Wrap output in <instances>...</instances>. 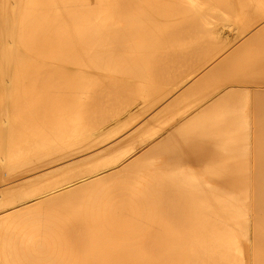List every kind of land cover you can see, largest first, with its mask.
Masks as SVG:
<instances>
[{
  "label": "bare ground",
  "instance_id": "6f19581e",
  "mask_svg": "<svg viewBox=\"0 0 264 264\" xmlns=\"http://www.w3.org/2000/svg\"><path fill=\"white\" fill-rule=\"evenodd\" d=\"M258 2L264 0H0V185L3 186V189L0 188L1 199L4 197L3 194H6L7 198L9 195L13 197L18 195L19 193H16L18 188L25 183L24 181L18 185L14 183L22 181L23 178L26 180L27 175H33V172H37L32 178L33 181L58 173L59 171L45 173L41 170L43 166L39 164H47L50 162L49 159L59 157L60 161L66 160L62 164H69L65 169L68 168L74 177L81 176V179L82 175L85 176L89 171V174H94L91 171L98 170L84 169L87 171L85 174L83 167L80 168L76 163L87 162L86 165L83 163L80 166L89 167L88 162L93 165L98 160H102L106 163L105 170L100 164L103 162L100 161L97 164L99 166L93 167H99L98 169L102 167L103 171L91 175L93 177L90 180L82 181V179L81 182L76 183L71 175L70 181H73L74 185L68 180L62 181L65 175L59 173V178L55 177V179L58 178V181L62 182L60 185L59 183L55 185L57 191L60 186L63 187L68 182L70 185L63 187L59 194L55 192L58 195L53 194L56 197V202L53 199L55 203L50 199V197L54 198L52 194L50 197L47 196L49 198L46 196L43 198V200L46 198L44 201L50 199L51 202L47 204L42 201L41 197L46 191L42 192L41 197L37 195V190L33 193L31 191V194L28 191L27 194L30 195H23L26 196L24 198L29 199L31 196L35 201L34 193H36L35 195L40 198L39 203L38 201L32 203L35 204L32 205L33 207L23 204L22 209L19 206L20 210L25 208L28 212L31 210L34 212L33 209L37 210L38 206L40 208L42 206L37 210L38 213L36 210L34 213L40 216L39 213L43 212L44 215L49 211L46 210L47 207L44 209L46 211L43 210L46 204L48 206L52 203L53 207L54 203L56 208L57 206L62 208L60 204L67 198H73L75 201H72L76 204L75 198L80 199L81 196L89 194L93 191V187L101 189L103 186L105 190H100L103 193L99 190L98 193L96 189L97 193L93 192L97 195L94 196L95 193L91 192L92 195H88L90 197L88 202L87 199L80 200L86 201V205L83 202V207L79 202L75 205L76 209L78 207L84 209L88 205L86 209L89 210L92 201L96 199V205L92 204L89 210V213L93 212L91 208L96 210L95 207L102 202L97 203V200H104L107 197L109 202L119 199L121 203L117 201L119 205L117 203L116 205L113 202L115 206H108L106 210L108 219L112 217L117 220L99 222L96 216L98 214L94 215L95 212L93 215L98 221L94 220L89 224L90 219L86 220V215L82 214L85 218H81H84L89 225H100L103 228L97 226L96 230H87V233L92 231L95 234L86 237L81 231L84 223L80 222L82 225L79 231L81 234L84 233L82 242L87 243L84 245L81 241L73 243L77 247L76 251L80 249L77 253L76 251L70 253L71 249L67 252L63 247L67 253L58 254L61 243L56 245L55 242V246L59 248L55 247L54 250L52 248L54 253L51 251L48 254L50 252L48 248L54 247V240L51 242V247L43 246L47 249L46 254L43 253V247H40L43 242L37 243L39 248L35 247L36 244L32 245L33 249L37 250L29 247V240L40 232L44 224L46 225L45 217L54 214V211L51 210V214L49 212L45 217L41 215L45 222L41 226L36 222H43L41 216L40 222L36 217H32L31 220L33 213L21 217L23 219L21 220L20 217L18 218L20 214L17 215L20 210L18 208V211L11 210L13 213L16 212L14 218L18 220L13 219L14 214L11 215L12 223L11 219L3 217L9 220L5 219L8 224H12L15 229L16 226L13 224L21 221L19 225L17 224L16 229H18V226L21 228L22 224L25 226L28 223L29 225L24 228L25 231L38 229V233L34 235L28 230L25 235L28 232L29 236L33 234L30 236L32 238H28L27 235L22 237L21 233L25 231H20L21 237L17 236L18 240L23 238L22 240L26 242L27 237L29 242L27 241V246L23 247L21 244L25 243L15 242L21 246L18 249L25 247L28 250L25 249V253L24 249L19 250L20 255L24 257L19 258V254L17 256L19 252L14 244L12 247L15 250L12 249L11 253H16L10 256L11 249L8 245L14 241V236L12 238L10 235L7 238L8 235L3 234L4 232L6 234L7 230L0 224L1 229L4 228L0 230L4 231L1 233L3 239L5 240L6 237L10 240L9 244L5 241L3 245L9 249L5 250L9 252L8 254L3 251L6 256L13 258L10 259L11 262L8 260L10 264H264V10L254 12L251 11L250 6L251 15L248 21L243 23L245 26L241 24L243 21L235 20L244 27L238 26L233 39L228 38L233 34H226L227 39L220 34L219 39L221 36V41L225 40H223L225 43L220 44L219 39L216 42L213 40L214 37L212 38L218 34L213 31H219L224 27H220V24H233L235 12ZM237 22L234 25H238ZM215 23L220 26H215ZM212 41L216 42L217 46L212 44ZM218 43L221 45L220 49ZM204 85L212 87L210 88L212 93L209 94V90L205 92L207 87L205 88ZM202 88H205L203 92H196L199 94L205 92L208 96L196 95L195 90ZM192 92H195L194 97L197 100L201 97V100L197 101L198 104L204 98L211 104L207 106L204 103L206 106L200 107L195 104V100V105L191 102L190 106L194 105L192 107L195 108L197 105L200 108L195 109L196 114L191 115L193 122L187 119V123L185 122L187 115L184 118L181 112L183 113V110L189 106L187 101L194 99L193 96L190 97ZM180 100L186 101L185 104L183 103L186 107L182 106L181 110L179 108L181 104L174 105ZM162 103L165 104L164 107H158ZM172 105L179 108L180 112L177 108L171 107ZM158 108L161 113L164 112L162 117L167 110L170 111V108L172 111L176 109L175 111L180 114L176 115L174 111L176 116L173 114V117L170 111V114L167 113L168 116L171 115L174 120L175 117H182L184 119L181 120H185L183 126L178 129L182 133L173 130L176 132L175 136H180L174 144L166 142L162 147H159L161 144L153 147L152 144L156 145L155 142L161 136L156 137L157 140L155 139L151 146L147 144L146 138L151 140L162 129L160 118L155 116L160 113H157ZM214 109L218 110L217 112L215 110L216 113L213 112L215 113L213 116L211 112ZM188 111L184 110L186 114ZM124 114H127L128 120L122 116ZM117 116H122V120L128 123L120 120L121 122L117 124H121V127L115 125L116 122L112 121L118 118ZM148 117L157 118L151 122L160 125L157 127L152 124ZM167 119L165 125L169 123L168 121H172ZM138 120L142 122L141 124L148 121L151 124L148 123V126L145 124L146 130L141 125L138 127L136 123L138 127L136 128L134 123ZM132 125L134 127L131 128ZM141 127L144 133L141 130L139 132ZM129 128L134 131L138 129L136 133L145 134V138L142 139L141 134V138L136 136L138 138L136 140L135 133L129 131L133 133V135L129 133L131 137H128L127 133L124 134L126 138L122 139V137L114 141L115 143L111 142V139L113 140L114 137L118 139L116 136L120 133L123 135L122 132L128 131ZM96 131L100 133L96 134L97 136ZM173 131H170V134ZM93 135H95L93 140L89 141ZM239 135L247 140H243ZM161 139L167 141L165 138L161 137ZM138 140L143 142L140 144L142 149L151 148L149 152L144 150L148 153L143 154L140 151L142 156L138 154L130 160L129 156L135 151V145L132 143ZM85 141L87 144L90 142L88 146L85 145L87 147L84 146ZM163 142L158 141V143ZM122 143L124 146L117 148ZM76 145H81L86 150H82L81 147L80 151L74 152ZM72 148L73 152L69 153ZM158 152L165 154L160 156L166 157L162 158L166 163L162 161L163 164H148L149 159L151 161L155 159L153 154ZM144 155L149 157L148 161L144 160ZM177 160L190 162L167 163ZM226 160L235 161L237 164H213L216 161ZM53 161L56 164L61 163L58 160V163L56 160ZM139 161L144 164L147 161V163L139 164ZM240 161L246 164H238ZM73 164L74 167L81 169L82 175L81 172L76 175L80 170L71 166ZM54 165L50 162V166ZM41 166L42 168H39ZM140 166L142 167L139 168ZM71 167L75 172H72ZM55 168L54 166L52 169ZM4 172L6 176L9 172L8 179H4V175H1ZM89 174L86 176H90ZM77 179L75 181H78ZM15 180L17 181L14 182ZM10 181L14 183L3 185ZM55 181L57 182V179L50 182L52 185H48L56 191L53 185ZM62 183L65 185L62 186ZM43 184L40 182L43 190L53 191L51 187L46 189L48 185L44 187ZM212 184H216L217 187H210ZM108 185H113V188L111 186L109 188ZM37 189L40 190L38 187ZM18 196H21V192ZM101 196L105 198L102 199ZM13 197L8 199L11 203L8 200V202L1 200L2 205L9 203L5 204L6 208L12 205L18 207L16 202L13 204L18 197L15 199ZM91 197L94 199L90 202ZM57 198L61 200L65 198V201L60 200V202ZM11 199L14 200L13 203ZM58 201L60 203H57ZM73 202L71 205H74ZM104 202H107V199ZM101 204H99L100 208ZM2 205L0 210L4 207ZM102 207H105L104 204ZM4 208L2 211L5 212ZM48 208L50 209L49 206ZM82 209L76 212L79 214ZM86 209L84 210L87 211ZM64 210L62 209L63 213ZM69 210L67 209L71 212L70 208ZM27 211L24 210L23 213L26 214ZM59 211L61 209L57 210ZM59 213L54 215L61 217ZM101 213L103 214V210L99 214ZM1 214L2 212L0 213L2 217L6 213ZM27 216L28 222L24 221ZM58 216L54 217L55 223ZM63 216L61 218H66ZM73 216L77 217V214ZM3 221L4 225L5 221ZM50 221L47 225L49 231L53 232L52 237L49 236L52 232L49 234L48 231L47 239L45 236L39 237L42 241L48 240V242L44 240L47 243L51 241L48 237L53 239L59 229L57 226L53 228L57 230L54 233ZM71 221L75 223V220ZM71 223H68L67 229L63 228L65 232L68 230L64 236H69V228L71 230L73 227L72 231L74 226L76 230L78 229L79 226L75 224L69 226ZM34 224L37 225L36 228ZM31 225H34L32 226L34 228ZM55 225L53 224L52 227ZM92 228L94 229L93 226ZM14 229H8L7 233L14 231L17 235ZM64 230L61 228V231ZM83 230H86L85 226ZM42 232L40 234L44 235ZM79 235L77 232L75 237ZM61 238L58 237L57 240ZM63 238L65 242L67 237ZM71 240L68 238L69 247L72 245ZM29 248L33 250V254L30 253L31 251L27 253ZM30 257L40 260L29 261ZM42 258L46 261L44 259L42 261ZM51 258L57 260L59 258L61 261ZM63 258L70 260L65 261Z\"/></svg>",
  "mask_w": 264,
  "mask_h": 264
},
{
  "label": "rangeland",
  "instance_id": "374dc122",
  "mask_svg": "<svg viewBox=\"0 0 264 264\" xmlns=\"http://www.w3.org/2000/svg\"><path fill=\"white\" fill-rule=\"evenodd\" d=\"M250 6H251V11L253 10L254 12H255V11L260 12L261 10H264V8L262 7V6H264V2L252 3V4H249V6H248L247 8H241L240 11H237V12L234 13V17L236 18V16H237V19H235V18L233 19V21H232L233 24H232V25H231L230 23H228L229 25H227V23H226V24H220V25H221V26H220V25H217V24L215 23V24H216L215 26H218V27H219V26H220V27L224 26V27L220 28L221 30H223L222 33H221V30H219L217 27H216V29L219 30L220 32H219V31H213V30H212L213 33H215V34H216V32H218L217 35L213 34V35H215V36H212V38L214 37L213 40L217 42L218 39H219V35H220V34H221V36H222L224 39H227V38H226V37H228L227 35H229V34H233L231 37H228V38H230V39H233L234 36L236 35V34H234V32H235L236 29H238V26H239V28H240L242 25H244V24L248 21V17H250V15H251V14H250ZM239 12H242V13H239ZM236 13H237V15H236ZM240 14H241V15H240ZM242 14H243V15H242ZM235 15H236V16H235ZM243 16H244V17H243ZM239 17H240V19H239ZM243 18H244V20H242ZM235 20H237V21H238V20H239V21H240V20L243 21V22L241 23L242 25H240V22H241V21H240V22H237V21H235ZM236 22H237V24H238V23H239V24H238V25H234V23L236 24ZM244 22H245V23H244ZM243 23H244V24H243ZM227 26H228V27H227ZM229 26H231V27L229 28ZM235 26H236V27H235ZM244 26H245V25H244ZM244 26H242V27H244ZM211 28H212V27H211ZM227 28H228V29H227ZM231 29H232V30H231ZM233 30H234V31H233ZM226 34H227V35H226ZM221 36H220V39H219V40H220V44H223V42H224L225 40L222 39V41H221ZM224 36H225V37H224ZM215 37H216L217 40L215 39ZM212 38H211V40H212ZM223 40H224V41H223ZM210 42H211V41H210ZM212 42H213V41H212ZM216 42H215V43H216ZM215 43L213 42L212 44H214V45L217 46V43H216V44H215ZM224 43H225V42H224ZM220 44L218 43V46H219L218 48H219V49H220V47H221ZM219 49H218V51H219ZM215 84H216V83H215ZM219 85H221V84H219ZM251 86H252V84H251ZM253 86H255V85H253ZM203 91H204V89H203ZM203 91L201 90L200 92H203ZM209 93H211L210 90H209ZM199 95H201V94H199ZM201 97H203V96H201ZM120 115H121V114H120ZM124 115H125V116H124ZM124 115H122V116H123L124 118L127 119V118H128V117H126L127 114H124ZM122 116H120V117L117 116L118 118H115L114 120L112 119L113 121H112V120H111V121H112V122H116L115 125H118V124H119L118 122H121L120 120H122V118H123ZM115 117H116V116H115ZM116 119H117V120L119 119V121H116ZM126 119H125V121H126ZM128 119H129V118H128ZM128 119H127V120H128ZM111 121H110V122H111ZM122 121L124 122V119H123ZM129 121H130V120H129ZM123 122H122V123H123ZM140 122H141V121H139V120L136 121V122L134 123L135 127H136V123H137V125H138V123H140ZM117 123H118V124H117ZM124 123L127 124L128 122H124ZM124 123H123V125H124ZM250 123H252V122H250ZM105 124H106V123H105ZM108 124H109V123H108ZM108 124H106V125H108ZM120 125H121V124H120ZM120 125H118V126H120ZM123 125H122V126H123ZM134 125H132L131 128L134 127ZM139 126H140V125H139ZM120 127H121V126H120ZM124 127H125V126H124ZM116 128H117V126H116ZM131 128H129L128 131H126V132H122V134H123V135H124V134H127L129 131H131V130H130ZM250 128H251V127H250ZM122 129H123V127H122ZM125 130H126V129H125ZM146 130H147V129H146ZM99 131L101 132L102 130H99ZM96 134L99 135L100 133H98V131H96L95 135H96ZM141 134H142V133H141ZM95 135H93L89 141L93 140L92 138H93ZM123 135H121V133L118 134V135L116 136V138H118V139H115V137H114L113 140L111 139V142L115 143L116 141H118V140H119L120 138H122V137H123L122 139L126 138L125 135H124V136H123ZM96 136H97V135H96ZM120 136H121V137H120ZM227 136H228V135H227ZM239 136H240V135H239ZM240 137H241L242 139L245 138L244 136H243V137L240 136ZM241 138H240V139H241ZM225 139H226V138H225ZM234 139H235V138H234ZM240 139H239V140H240ZM243 140H247V139H243ZM114 141H115V142H114ZM135 141H136V140H135ZM135 141H134V142H135ZM138 141H139V140H138ZM138 141H137V142H138ZM231 141H232V139H231ZM85 142H86V141H85ZM85 142H82V143H85ZM82 143H81V144H82ZM89 143H90V142H89ZM89 143H88V144H89ZM109 143H110V142H109ZM126 143H127V142H126ZM88 144H87V142H86V144H84V146H85V145L88 146ZM132 144H134V143H132ZM112 145H113V144H112ZM134 145H135V144H134ZM87 146H85V147H87ZM105 146H107V144H105ZM123 146H124V143H122L121 145H119L117 148H122ZM77 147H79L80 149H79V150L76 149ZM81 147H82L81 145H80V146L76 145V148H75V149H76L77 151L74 149V152H78V151H80L82 148H83L82 150L85 149L84 147H82V148H81ZM137 147H141V146H137ZM240 147H241V145H240ZM150 148H151V147H150ZM85 150H86V149H85ZM71 152H73V148L70 149V152H69V153H71ZM135 152H136V151H134V153H135ZM148 152H149V149H148ZM148 152H147V153H148ZM85 153H86V152H85ZM88 153H89V152H88ZM134 153H133V154H134ZM67 154H68V153H67ZM82 154H83V153H82ZM133 154H131V155H133ZM131 155H130L129 157H131ZM146 155L150 156V154H146ZM146 155H144V160L146 159V160L148 161V158H149V157H147ZM157 155L160 156V154H157V153H154V154H153V157H154L156 160H157V158H158ZM227 155H228V154H227ZM249 155H250V154H249ZM156 156H157V157H156ZM229 156H230V155H229ZM232 156H235V155H232ZM52 159H53V158H51V159L48 160V161L52 162V165L56 164V163H54L53 160H56L57 163H58V161L61 162V163H59V164L54 165V166L56 167L55 169H52L54 166H50V162L47 163V164H49L48 167H47V164H39V165H42V166H43V169H41V170H43V172H45V173H48V172L53 173V172H55V171H59V172L56 173V174H53V175L47 176V177H45V178H40V179H38V180H36V181H33L32 178H34V176L37 174V172H35L36 174L33 172V175H32V174L27 175V177L25 178L26 180H24V178H23V180H22V179H19V180H22V181H20V182L18 181L17 183H14V182H16L18 179L15 180L14 182L10 181V182H8V183H6V184L3 183V185H5V186L10 185V183H14V185H15V184L18 185V184L22 183L23 181H24V183H25V184L22 185L20 188H18V191L16 192V193H19L18 195H20V192H21V196L14 195V197H13V195L10 196L9 194H7V195H9L8 198H7L6 194H3L4 197H3L2 199H1V196H0V201L2 200V201H5V202H8V201L10 200L9 198H11V197H13L14 199H15V197H18L17 199H15L16 201L13 200L14 203H13V201H12V199H11V201H12L13 204H16V203L18 204V207H17V205H16V206H15V205L13 206V205L11 204L12 206H8V207L6 208V207H5V204H7V203L4 204V202H3L4 205H2V201L0 202V205H2V207H3V206L5 207V208L3 207L4 210L6 209L5 212L2 211L3 208H1V210H0V213H1V212H2V214L6 213V214H4V216L1 214L2 217L0 216V222H1L0 224H1V226L5 227V230H7V231H8V229H9V230H13V229H14V226H12V224H8L7 221H9V220H7L6 218H3V217H7L8 219H11V218H12L11 215L14 214L15 216L13 215V219L15 220L16 218H14V217H16V214H15L16 212L13 213V211H18V209H19L20 207H21V209H22V206H24V205H26V204L32 206V205H35V204H32V203H34V202H36V201H38L37 203H39L40 198H38L37 195H38V196L40 195L39 197H41L42 194H43L42 192H45V191H46L45 194H47V195L43 194V196L41 197L42 201L47 203V202H51V200H52V202H54L53 199L55 200V198H56L55 195H56L57 193L59 194L60 191H62V188H63V187H64V188L69 187V185H70L69 182H71L73 185L75 184V183H73V181H70V178H71L72 176H73V179H72V180H74V178H75V180H76V179L79 177V178L77 179L78 181H75V180H74V182H76V183L81 182L82 179H83L82 181H85V179H86V181H87L88 179L90 180V179L95 175V173H98V172H101V171L105 170L104 167H105V164H106V163H105L104 161H102V160H98L97 163H95V164H93V165H92L91 162H90V164L92 165V167H91V165L88 163V166H89L90 168L85 166L87 163H85L84 166H80L81 164H77V166L79 165L80 168L83 167L82 170H83V173H85V174L87 173L88 170H91V168H92V169H97V170H98V171H96V172H95L94 170H92L91 173L94 172V174H93V173H92V174H89V173H90V171H89V173H87V174H89L90 176H86L87 174H86V175L84 174L85 176H83V175H82L83 173H82L81 169H79L77 166L74 167L75 164L71 165V166H73L74 168H76L77 170H78V169L80 170V171H77L78 173H76V175L79 174V173L81 172V174H80V175H82V179H81V176H75V177H74V174H73V175L70 174V171H69L68 168L65 169L66 167H68L67 165H69V164H62V163H63V161H66V160H61V161H60V160H59V157H58V159H53V160H52ZM60 159H61V158H60ZM138 159H139V158H138ZM155 159H154L153 161H151V159H149L148 164H154V163H155V164H163V162H160V161H158V160L156 161ZM57 160H58V161H57ZM144 160H142V161H144ZM100 161H102V162L104 163V164H103V163H100V164L103 165V166L100 165V166L103 167V170H102V167H100V169H98L99 167H93V166H99V165H97V164H99ZM140 161H141V160H140ZM140 161H139V164H142V163L144 164V162L140 163ZM147 161H146V163H147ZM150 162H152V163H150ZM156 162H158V163H156ZM92 163H93V161H92ZM146 163H145V164H146ZM165 163H166V162H165ZM165 163H164V164H165ZM220 163H221V164H237V162H235V161H227V160H226V161H222V162H221V161L213 162V164H220ZM248 163L250 164V162H248ZM145 164H144V165H145ZM238 164H246V162H241V161H240V162H238ZM36 165H37V164H36ZM36 165H35V166H36ZM39 165H38V166H39ZM45 165H46V166H45ZM61 165H62V166H61ZM82 165H83V164H82ZM144 165H143V166H144ZM42 166L39 167V168H42ZM57 166H59L60 168H58ZM44 167H46V169H44ZM50 167H51V168H50ZM61 167H63V168H61ZM73 167H71V170H72V172H73V171L75 172V170H73ZM84 167H85V168H84ZM110 167H111V166H110ZM141 167H142V166H140L139 168H141ZM47 168H48L49 171L47 170ZM49 168H50V169H49ZM69 168H70V167H69ZM88 168H89V169H88ZM108 168H109V167H108ZM51 169H52V171H51ZM60 169H61V170H60ZM63 169H65V172H64ZM84 169H86L87 171L84 170ZM53 170H54V171H53ZM66 170H67L69 173H68ZM39 171H40V170H39ZM85 171H86V172H85ZM40 172H42V171H40ZM72 172H71V173H72ZM59 173H60L61 175H63V176L65 175L64 178H62L63 176L60 177V179L62 178V179H61L62 181H65V180H68V181H69V182L67 183L68 185H67V184L65 185V184L62 183V186H63V185H65V186H63V187L60 186L61 188L59 187V185H60V183H61L62 181H61V180H60L61 182L58 181V178H59L58 175H59ZM62 173H64V174H62ZM65 173H67V175L70 174V176H66ZM34 174H35V175H34ZM1 175H2V176L4 175V176H3L4 179H5V178L8 179V177H9V172H8L7 176H6V172H4V173L1 174ZM56 175H57V176H56ZM71 175H72V176H71ZM91 175H93V176H91ZM32 176H33V177H32ZM28 177H29V178H28ZM55 177H58V178H56V179H57V182L55 181V184L53 183V185L55 186L57 183H59V185H58V187H59L58 189H59V190H58V191H57V188H56L57 186H55L56 191H55V189L53 190L52 186H49V185H52V183H50L52 180H53V182H54V180H56ZM66 177H68V178H66ZM76 177H77V178H76ZM85 177H86V178H85ZM88 177H89V178H88ZM27 178H28V179H27ZM51 178H53V179H51ZM65 178H66V179H65ZM45 179H46V180H45ZM50 179H51V181H50ZM63 179H64V180H63ZM43 180H44V181H43ZM48 180L50 181L49 183H47ZM27 181H28V182H27ZM46 181H47V182H46ZM40 182H41V184H43V183H46L47 185L49 184L48 186L45 185V186H47L48 188L45 187L44 184H43V186H44L46 189H49V188L51 187L53 191H50V190H49V191H50V192H49L48 190H45V189L43 190V189H42V186L40 185ZM36 184H37V185H36ZM72 184H71V185H72ZM108 184H110V183H108ZM1 185H2V184H1ZM1 185H0V186H1ZM134 185H135V184H134ZM134 185L132 184V186H134ZM106 186H107V184H106ZM109 186H111V185H108V187H109ZM2 187H3V186H1L0 188H2ZM33 187H34V188H33ZM37 187L40 188V190L37 189ZM44 187H43V188H44ZM104 187H105V186H103L102 188L100 187L101 189H97V187H96V188L93 187V191L96 192V189H97V192H98V193H100V192L103 193V191H100V190H105ZM111 187L113 188V185H112ZM111 187H109V188H111ZM210 187H212V188L215 187V188H216L217 185H216V184H212ZM64 188H63V189H64ZM106 188H107V187H106ZM2 189H3V188H2ZM107 189H108V188H107ZM107 189H106V190H107ZM226 189H227V188H226ZM0 190H1V189H0ZM22 190H23L26 194H25V193L23 194V191H22ZM34 190H35V191H34ZM36 190H37L38 192H36ZM41 190H42V191H41ZM91 190H92V189L90 188L89 191H91ZM98 190H99L100 192H99ZM28 191H29V192H28ZM31 191H32V193H33V191L36 192L37 195H35L36 193H34V196H35V198H36V199H34L35 201L32 200L33 197L30 196V198H31V199H30L29 196H28V198L31 200V202H29L30 200H29V199H26V198H24V197H26L27 195H30V194H31V193H30ZM40 191H41V192H40ZM47 191H48L49 193H48ZM93 191H91V192L94 194L95 192H93ZM27 192L30 193V194H27ZM39 192H40V193H39ZM53 192H54V193H53ZM55 192H57V193L55 194ZM86 192L88 193L87 190H86ZM91 192H89V194L92 195ZM97 192H96V193H97ZM106 192H108V191H106ZM38 193H39V194H38ZM61 193H62V192H61ZM96 193L94 194V196L97 195ZM14 194H15V193H14ZM51 194H52V195L55 194V195L52 196ZM58 194H57V195H58ZM89 194H85L86 196H85V195L81 196V198L84 197V196L86 197V198L84 197L83 199H81L80 197H79L80 199L75 198V199H77V201L79 200L78 202L76 201V204L73 202V201H75V200H73V198H67L66 201H65V198H64V200H63V199L61 200V198H60V199L57 198V200H59V201H60V200H61V201H65V202H61V201H60V202H61L60 205L62 206V208H61L60 206H57V208H56V206H54V203L56 202V200H55V202L53 203V207H52V205H51L52 203H49L48 206L50 207V209L48 208V206H47L48 203H47V204L45 205V207L43 208V210L47 207L46 210H49L48 213L52 210L51 212L54 211V214H58L59 212H60L59 214H61L62 209H63V210L66 209V208H64V207H66V206L68 207V208H67L68 210H69V208L71 209V212H69L70 210L67 211V209L64 210V213L67 211L65 214L62 212V213L64 214V216H63V214H61V215H62L63 217H66V218H61L62 216L60 217V216H58V215H54L53 213H52V214H53V215H52L51 212H50L49 214H51V215H49V216H51V217H50V219H49V218H47V217H49V216L45 217V215H48V213L45 212L46 214L44 213V215H43V212L41 213V212L39 211V212L41 213V214L39 213V215H40V216L43 215V216L45 217L46 225L48 224V221L51 220V221H50V222H52L51 225H50L51 229H53V228H55V227L57 226L60 230L57 229V230H58V233H55L57 230L53 229V231H54V233H55V236L53 237V239H50V238L52 237V235H53V232H52V230L49 231L50 229H48V225L46 226V225L44 224V226H46V228H47L48 230H46V228L44 229V226L42 227L44 230H46V233H44L45 231L42 230V228L39 230L40 232L43 231V232H42V233H44V235L42 234L43 236L40 234V232H39V233L37 232L38 229H37V230H36V229H34V230L32 229L33 231H31L30 229H27L26 231L30 230V231H29L30 233L33 232L34 235H35V233H36V234L38 233L37 235H39V236L35 235V237H33V239L29 240L28 238H29L30 236H33V234L30 235V236L27 235L29 232L26 234L27 237H28V238L26 237V242H27L28 240L30 241V243H29L30 246H29V247H32V249H33V246H32L33 244H34V245L36 244L35 247H37V246H38L37 243L40 244V243H42V242H43L44 245L42 244V246H41V244H40V247H43V246H45V247H51V246H52V245H51V242H53V240H54V243H53L54 247L52 246L51 249L48 248V252H49V250H50V252H49L48 254L51 253L52 248H53V250H54L55 247H56V248H59V246H60L61 248L59 249L60 252L57 251L58 254H59V253H63V252L65 253L66 250H64V248L67 249V252L69 251L68 249H71V252H70V251H69V252H70V253H73V251H74V253H75V251H76L75 248H77V247H76V245H73V243L75 244V242H77V241L80 242V241H81L82 245H84V243H87V242H82V239H83L82 235L85 233V235H86V237H87V236H93V235L95 234V232L88 231V232L91 234V235H89V233H87V230H90V229H91V230H96L98 227H99V228H100V227L103 228V226H100V225H93V224H92V226L94 227V229H93L92 226L89 225V224H91L92 221H94V220H95V221H98V220H99V222H100V221H101V222H104V220H105V221H109V220H111V219L117 220V218L115 219V218H112V217H110V218L108 219V216L106 215V214H107L106 210L108 209V206H112V205L115 206V204L117 203V201H118V202L120 201L118 198H117V199H118L117 201H114V200H115V199H114V200H112L111 202H109L110 200L108 199V197L105 198V197L103 196V197L105 198L104 200H97V201H98L97 203H99V201H102V202L99 203V204L102 203V204H101V208H102V209L100 208V206H99V204H98L99 207H98V206L95 207L96 210L93 209V208H91L93 212H90V213H89L90 207L93 206L92 204H95V205H96V202H95L96 199L92 198V197H93V196H92L90 202H91L93 199H94V200L92 201L91 206L89 207V210H87V209H88V208H87L88 205L84 208V209L87 208V209H86L87 211H85L84 209L78 207L80 210L82 209V212L80 211V213L78 214V213L76 212V210L79 211V209H78V208L76 209L77 206H75V205L79 204V202H80V204L83 205V202H84V201L82 202V201H80V200H86V199H87V202H88V199L90 198V197H89V196H90ZM3 195H2V196H3ZM23 195H26V196H23ZM32 195H33V194H32ZM88 195H89V196H88ZM98 195H101V194H98ZM5 196H6V197H5ZM45 196H46V198H49L50 196H52V197H54V198H51V197H50L51 200H50V199H47L46 201H44V200L46 199V198H45V199L43 200V198H44ZM47 196H49V197H47ZM19 197H20L21 199H20ZM99 197H100V196H99ZM103 197L101 196L102 199H103ZM6 198H7V199H6ZM101 198H99V199H101ZM3 199H4V200H3ZM8 199H9V200H8ZM18 199H20L21 202H20V200H18ZM68 199H69V200H68ZM106 199H107V202H104V201H106ZM7 200H8V201H7ZM17 200H18L20 203L17 202ZM28 200H29V201H28ZM70 200H71V201L73 200L72 202H73L74 205H71L72 202H71ZM108 200H109V201H108ZM22 201H23V203H22ZM25 201H26V202L28 201V202L26 203ZM59 201H58L57 203H60ZM15 202H16V203H15ZM24 202H25V203H24ZM40 202H41V201H40ZM68 202H70V203H68ZM87 202L85 201L84 204L86 205ZM90 202H89V204H90ZM94 202H95V203H94ZM113 202H115V204H114ZM9 203H11V202L9 201ZM9 203H8V204H9ZM21 203H22V205H20ZM105 203H106V204H105ZM111 203H113V204H111ZM119 203H120V202H119ZM119 203H117V204L119 205ZM8 204H7V205H8ZM23 204H24V205H23ZM41 204L44 205L45 203H41ZM65 204H66V205H65ZM67 204H68V205H67ZM103 204H104L105 207H102ZM108 204H109V205H108ZM117 204H116V205H117ZM120 204H121V203H120ZM36 205H37V204H36ZM50 205H51V206H50ZM63 205H64V206H63ZM106 205H107V206H106ZM19 206H20V207H19ZM37 206H38V205H37ZM72 206H74V207H72ZM78 206H79V205H78ZM80 206H81V205H80ZM25 207H26V206H25ZM32 207H33V206H32ZM35 207H36V206H35ZM35 207H34V208H35ZM38 207H39V208L36 207L37 210H40V209L42 208V206H41V208H40V206H38ZM51 207H52V208H51ZM54 207H55V208H54ZM71 207H72V208H71ZM83 207H84V205H83ZM17 208H18V209H17ZM26 208H29V207L27 206ZM53 208H54L55 210H53ZM99 208H100V209H99ZM103 208H106V209H103ZM30 209H31V208H29V210H30ZM58 209H59V210L61 209V211L57 212ZM75 209H76V210H75ZM97 209H98V210H97ZM7 210H8V211H7ZM9 210H10V211H9ZM11 210H13V211H11ZM19 210H20V209H19ZM24 210L27 211V209H25V208H24ZM24 210H20L19 212H17V215L20 214V216H18V218L20 217V219H21V217L26 216L27 214L29 215V213H33V214L35 215L34 212H35L36 209H35V210L33 209L34 212H32V210H31L30 212L27 211L28 213L26 212V214L23 213ZM37 210H36V213H38ZM46 210H44V211H46ZM72 210H73V211H72ZM74 210H75V211H74ZM83 210H84V211H83ZM99 210H100V212H102V210H103V214H102V213L99 214V213H100V212H98ZM6 211H7V212H6ZM68 212H69V213H68ZM72 212H73V213H72ZM74 212H75V213H74ZM95 212H96V213H95ZM105 212H106V213H105ZM22 213H23L24 215H22ZM67 213H68V215H67ZM83 213H84V215H86V216H85V217L87 218L86 220H89V219H90V221H89L90 223H89V224H88L87 221L84 220L85 217H84V215H82ZM94 213H95V214H94ZM76 214H77V217H75V216L72 217V215H76ZM80 214H81L82 216H80ZM93 214H94V215L98 214V215H96V216L98 217V220L96 219L97 217H95ZM31 215H32V214H31ZM34 215L31 216V220H32V217H33V218L36 217V220L38 219L39 222H40V220L42 221V219H41V218H43L42 216H41V218H40V216H37V215L34 216ZM65 215H66V216H65ZM69 215H70V217H71V220H72V219L75 220V223H74V224H75L77 227L79 226L78 229H77L78 231L75 229L74 224L71 223V222H73V221H71V220L69 221ZM29 216H30V215H29ZM52 216H53V219H52ZM55 216H56V217H55ZM57 216H58L59 218L57 219V221H56V223H55V220H56V219L54 220V217L57 218ZM78 216H79V217H78ZM89 216H90V217H89ZM100 216H102V218H101ZM37 217H38V218H37ZM81 217H84V218H81ZM1 218H3V219H1ZM18 218H17V220H18ZM25 218H26V217H24V219H25ZM29 218H30V217H29ZM46 218L49 219V220H47ZM60 218H61V220H60ZM75 218H77V219H75ZM88 218H89V219H88ZM94 218H95V219H94ZM106 218H107V219H106ZM5 219H6L7 221H5ZM13 219L10 220L11 223L13 222ZM20 219H19V221H20ZM62 219H63V220H62ZM79 219H80V221H79ZM101 219H102L103 221H102ZM1 220H2V221L4 220V221L6 222V223H5V222L3 221V222H4V225H6L7 228H6V226L3 225V223H2ZM17 220H15V221H17ZM21 220H23V219H21ZM31 220H29V221H31ZM53 220H54V222H53ZM58 220H59V221H58ZM64 220H65V221H69V222H65ZM120 220H121V218H120ZM24 221H27V222H28V216H27L26 220H24ZM24 221H22V222H24ZM33 221H35V220L33 219ZM63 221H64V222H63ZM77 221H78V223H77ZM20 222H21V221H20ZM20 222H19V223H20ZM36 222H37V225H38V224L41 225V224L45 223V222H44V218H43V222H42V223H38V221H36ZM36 222H35V224H36ZM62 222H63V225H65L64 227H63V225H62ZM80 222H81V223H84V225H82ZM86 222H87V223H86ZM9 223H10V222H9ZM19 223L17 222L16 224H13V225H15L16 228H17V224L19 225ZM30 223H33V222H30ZM68 223H71V225H69V226H72V225L74 226V231H75V232L72 231V228H73V227H71V230H70V228H69V236H67V235L64 236V233H65V234L68 233V232H67L68 230L65 232V230H64L63 228L67 229V227H68ZM27 224H28V223H27ZM27 224H26V225H27ZM35 224H34V225H35ZM49 224H50V223H49ZM53 224H54V225L56 224V225L52 227ZM58 224H60L62 227H61L60 225L58 226ZM66 224H67V225H66ZM79 224H80V225H79ZM86 224H88L89 226L87 225V226H88V227H87ZM9 225H10V226H9ZM22 225H23V226H21V228H20V226H18V229H16V228L14 229V230L18 233L17 235H15V232H14V231H12L13 233H12L11 231H9V233L11 232L10 234H8L7 231H6V234H5L4 231H2V232L0 231V234L4 232V233H3L4 235H8L7 238H9L10 235H11L12 238H13V236H14V241H13V239H12L13 242H11V243H10V240L7 239L5 236H4V237H5V240L3 239V237H2L3 234H1V236H0V238L2 237L1 240H0V242L3 243V244L0 243V245H1L0 247L2 248V249H0V251L2 252V253L0 252V253L2 254V255H0V262H1L2 260H4V262L2 261L3 263L1 262L2 264L9 263V261H10V259H11L10 256H11V254H12V253H11V252H12V249H14V248L12 247V245L14 246V244H15V246H16V250H17L18 252H19V250H23V249H24L23 251H24V253H25L26 250H28V249L25 248V247H24L23 249H18V247H21V246H22V247H23V246H27V245H26L27 243L24 242V241L22 240L23 238H22V239L20 238L21 240L19 241V240H18L19 238L17 237V236L21 237L19 233H21L22 231H25L24 228L27 227L26 225L24 226V224H22ZM28 225H29V224H28ZM34 225H31V227L34 226ZM37 225H35L34 227L36 228ZM81 225H82V227H81ZM1 226H0V230H4V228L1 229V228H2ZM41 226H42V225H41ZM84 226H85V228H86L85 231L83 230ZM97 226H98V227H97ZM22 227H23V228H22ZM28 227H29V226H28ZM34 227H32V228H34ZM50 227H49V228H50ZM57 227H56V228H57ZM60 227L62 228V230H64V232L61 231V228H60ZM77 227H76V228H77ZM80 227L82 228V230H81ZM90 227H91V228H90ZM96 227H97V228H96ZM29 228H30V227H29ZM39 228H40V227H39ZM23 229H24V230H23ZM79 229H80L81 231H83L84 233L82 232V234H81L80 231H79ZM18 230H19V231H18ZM41 230H42V231H41ZM20 231H21V232H20ZM26 231L21 233V234H22V237H25V236H26V235H25ZM47 231L49 232V234H50V232H52L51 235H49V234L47 233ZM71 231H72V232H71ZM59 232H60V233H59ZM61 232H63V233L61 234ZM77 232H78V235H79V234H80V235L75 237V235H76ZM91 232H92L93 234H92ZM30 233H29V234H30ZM86 233H87V234H86ZM96 233H98V232H96ZM13 234H14V235H13ZM45 234H46V235H45ZM47 234H48L49 236H51V237H48L49 240H51L49 243H47L48 240H46V239H47V237H46ZM70 234H71V235H70ZM72 234H73V236H72ZM74 234H75V235H74ZM24 235H25V236H24ZM44 236H45V238H46V239H44V240H46L47 242H45L44 240L42 241V240H41L42 238H41V239L39 238V237H44ZM56 236H58L59 238H61L60 236H63V237H65V238L67 237V238H66V240H65V242H64V238H63V237H62L61 239H58V240H57L58 237H56ZM11 237H10V238H11ZM15 237H17V239H16ZM70 237H71V238H70ZM73 237H74V239H73ZM80 237H81V238H80ZM30 238H32V237H30ZM54 238H56V239H54ZM68 238H69V240L73 239V240H71V241H72L71 243H72V245H73L74 247H73L72 245H71V247H69L68 244L70 243V241H68ZM75 238H76V239L79 238V240H76ZM15 239H16V240H15ZM27 239H28V240H27ZM38 239H39V240H38ZM2 240H3V242H2ZM7 240H8L9 242H8ZM37 240H38V242H36ZM40 240H41V242H40ZM55 240H57V241H55ZM59 240H60V242H59ZM62 240H63V241H62ZM75 240H76V241H75ZM5 241H6L7 244L10 243V245H8V248L11 249L10 253L7 252L9 249H8L7 247L3 246V245L5 244ZM15 241H18L19 244H20V242H23V243H25V244H24V245L21 244V246H20V245L18 244V242L16 243ZM29 241H28V242H29ZM67 241H68V243H67ZM55 242H56V245H58L59 243H61V244H60L59 246H55ZM63 242H64V244H63L64 246L62 245ZM12 243H13V244H12ZM57 243H58V244H57ZM88 243L91 244L90 242H88ZM7 244H6V245H7ZM49 244H50V246H48ZM65 244H66V245H65ZM78 244H80V243H77V245H78ZM17 245H18V246H17ZM46 245H47V246H46ZM61 245H62V246H61ZM80 245H81V244H80ZM80 245H79V246H80ZM82 245H81V246H82ZM2 246H3L4 248H3ZM63 247H64V248H63ZM5 248H6V249H5ZM37 248H39V246H38ZM72 248H73L74 250H73ZM78 248H79V247H78ZM25 249H26V250H25ZM29 249H30V250L27 251V253L31 251V252H30L31 254H33V253H32L33 250H37V249H33V250H31V248H29ZM41 249H42V248H41ZM41 249H40V251H42ZM5 250H7V251L5 252ZM14 250H15V249H14ZM56 250H57V249H56ZM63 250H64V251H63ZM3 251H4L5 253H7V254L9 253L10 256L7 257L6 254H5ZM40 251H37V252H40ZM43 251H44L43 253H45V254L47 253V249H44V247H43ZM61 251H62V252H61ZM77 251L79 252L80 249H77ZM77 251H76V253H77ZM13 252H14V251H13ZM34 252H35V254H36V251H34ZM52 252H53V251H52ZM57 252L55 251V254H56ZM67 252H66V253H67ZM15 253H16V252H15ZM15 253H14V254H15ZM27 253H26V254H27ZM53 253H54V252H53ZM14 254H12V255H14ZM18 254H19V256H18ZM20 254H21L20 252L17 253V256H18L19 258H21V257L24 258V257L21 256ZM26 254H23V255H26ZM12 257H13V256H12ZM1 258H2V260H1ZM19 258H18V259H19ZM26 258H27V257H25V260H26ZM38 259L40 260V258H38ZM38 259H37V258L35 259V258L30 257V260H29V259H27V260H29V261H32V260H33V261H34V260H38ZM43 259H44V258H42V261L45 260V259H44V260H43ZM51 259H52V260H56V261L59 260V258H58V260H57V259H53V258H51ZM61 259H62V258H61ZM67 259H68V260H67ZM71 259H72V258H71ZM5 260H6V261H5ZM8 260H9V261H8ZM11 260H13V258H12ZM15 260H16V258H15ZM19 260L23 261L22 259H19ZM47 260H50V258H47ZM63 260H65V261H66V260L69 261L70 259H69V258H65V259L63 258ZM72 260H73V259H72ZM17 261H18V260H17ZM45 261H46V260H45ZM59 261H61V260H59ZM10 262H11V261H10ZM1 263H0V264H1ZM9 264H10V263H9Z\"/></svg>",
  "mask_w": 264,
  "mask_h": 264
},
{
  "label": "crops",
  "instance_id": "0c3cea01",
  "mask_svg": "<svg viewBox=\"0 0 264 264\" xmlns=\"http://www.w3.org/2000/svg\"><path fill=\"white\" fill-rule=\"evenodd\" d=\"M213 81L215 82V80H213ZM211 84H212V83H211ZM211 84H208V85L211 86ZM208 85H207V86L204 85L205 88L207 87L206 90H205V88H202L201 90L204 89L205 92H208V90L211 91L212 89H210V88H212V87L209 88ZM208 88H209V89H208ZM201 90H195V92H196V91H201ZM195 92L190 93V94H192L190 97L192 98V96H193L194 99H191V100H189L190 98L188 99L189 101H187V102H189V103H188L189 106H190L191 102H192L193 104H194L195 102H196L195 104H198L197 101L201 100V97H199L198 100L194 97ZM205 92H204L203 94L201 93L204 97H205V95L208 96V93H209V92H208V93H205ZM211 93H212V91H211ZM190 94H189V95H190ZM197 94L199 95V93L196 92V95H197ZM209 94H210V93H209ZM202 95H200V96H202ZM188 97H189V96H188ZM188 97H186V98H188ZM196 97L198 98V96H196ZM183 98H185V97H183ZM183 98H182V99H183ZM206 98H207V97H206ZM202 99H203V98H202ZM186 100H187V99H186ZM194 100H195V102H194ZM181 101H182V102H181ZM202 101H203V103H202ZM202 101L199 102L200 104H198L200 107H204V106H206L207 104H209V105L211 104L210 101H208V100L205 101V98H204V100H202ZM178 102H179V101H178ZM178 102H175L176 104H174V105H177V104L180 105V104H181V107H179L180 110H181V109H182V106H183V107L185 106V105H183V103L185 104L186 101L180 100L181 103H180V102L178 103ZM209 102H210V103H209ZM204 103H205L206 105H205ZM162 104H163V103H162ZM162 104L159 105L158 107H160V108H161V107H164L165 104H163V106H162ZM188 104L186 103L187 106H188ZM195 104H194V105H195ZM203 104H204V105H203ZM174 105H172L171 107L174 108V107H175ZM178 105H177V106H178ZM194 105H191L190 108H188V107H189V106H188L187 109H184L186 112H187L189 109L191 110V111L189 110L187 114H186V112H184V110H183V113L181 112V114H182V116H183L184 118H185V116L187 115L186 118H185L186 121H185V120H181V119H184V118H182V117L179 116V115H178V116L181 117V118H178V117H177V118H178V119H177V118L175 117L176 120H174V119L171 117V115L174 117V115H175V114H174V111H175L176 109H174V111H172V109H170V108H171V107H170L169 110H170L172 113H171L170 111L167 110V112L164 114V117H166L165 119L170 118V119H167V120H172L171 122L168 121V122H169V123H168L169 125L167 124L168 126L165 125V124H166L165 119H162V118H164V117H162V114H163L164 112L161 113L162 111L160 112V110H159L160 108H158L159 111H157V113L160 112V113H161V116H160V117L158 116V115H160V113L157 114V115H155V116L158 117V119L160 118V121H159V122H160L161 125H160V124H159V125H160V127H162V129H161L160 132H158V134H157L156 136H153V137L151 138V140H150V139L147 140V138H146V141H147L148 143H147V142H144V143H147V144H149V145L151 146V144L154 143V142L157 140L156 137L161 136L162 138L167 139V141H165V140L163 139V140L165 141V143H164L163 140L161 139V137H159V138H158V141H160V142L162 141L163 143H158V141H157V142H155L156 145H155V144H152V146H153V145H154V146H157V145L159 146V144H161L159 147H162V146H164V144H166V142H171L172 144H174V143L177 141V139L180 138V136L176 135L177 138H175L176 136H175L174 134H176V132H174L173 130L176 129V130L178 131V133H182V132H181L180 130H178V129L181 128V127L183 126V122L185 121V122L188 123V120L192 121V120H191V119H192V116H191V115H193L194 113L196 114L195 111H197V110L200 108L199 106H198V107H199V108H198L197 105L195 106V108H193L192 106H194ZM202 105H203V106H202ZM207 106H208V105H207ZM185 107H186V106H185ZM191 107H192V108H191ZM175 108H177V107H175ZM179 108H177V109H178L177 111L180 112ZM195 109H197V110H195ZM215 110H216V109H214V111L212 110V112H211V113L213 114V116L215 115V113L217 112L218 109L216 110V112H215ZM164 111H165V110H164ZM169 112L171 113L170 116H168V114H167V113H169ZM175 112H176V111H175ZM179 112H176V115H177V113L180 114ZM191 112H192V113H191ZM213 112H215V113H213ZM170 113H169V114H170ZM184 113H185V115H184ZM190 113H191V114H190ZM155 114H156V112H155ZM166 114H167V115H166ZM173 114H174V115H173ZM212 114H211V116H212ZM176 115H175V116H176ZM197 115H198V114H197ZM167 116H168V117H167ZM190 116H191V117H190ZM195 116H196V115H195ZM211 116H210V117H211ZM150 117H151V116H150ZM150 117H148L147 119H150ZM193 117H194V116H193ZM152 118H153V119H157V118H154V117H152ZM171 118H172V119H171ZM189 118H190V119H189ZM153 119H150L149 121L151 122ZM187 119H188V120H187ZM145 120H146V119H145ZM180 120H181V121H180ZM193 120H195V117H194ZM147 121H148V120H147ZM149 121H148V122H144V124H141V123H142V122H141L140 124H138V127H139V125H141V126L143 127V129H146L147 126H148ZM154 121H156V120H154ZM157 121H158V120H157ZM161 121H162V123H161ZM164 121H165V122H164ZM173 121H174V122H173ZM192 122H193V121H192ZM151 123H152V122H151ZM151 123H149V124H151ZM175 123H176L177 126L175 125ZM187 123H185V124H187ZM145 124H147L146 127H144ZM152 124H155V125H156L157 122H156V123L154 122V123H152ZM162 124H164L165 127L162 126ZM179 124H180V125H179ZM181 124H182V125H181ZM159 125H158V126H159ZM172 125H174V126H172ZM136 126H137V125H136ZM156 126H157V125H156ZM158 126H157V127H158ZM138 127H136V128H138ZM142 127L139 129V132H140V130L142 129ZM177 127H178V128H177ZM168 128H169V129H168ZM136 130H138V129H136ZM136 130H135V131H134V130H131V131H133V133H135V134H134V135H135V139L137 140L138 138H136V136L139 137V139H140V138H141V137H140L141 134L139 133L140 135H138V134H137L138 132L136 133ZM165 130H166V131H165ZM167 130H168V131H167ZM141 131H143V130H141ZM170 131H171V132L173 131V133L170 134ZM179 131H180V132H179ZM164 132H165V133H164ZM129 133H130V132H128V134H129ZM133 133H132V134L130 133V134L133 135ZM143 133H144V131H143ZM143 133H142V135H143V136H142V139L145 138V134H143ZM168 133H169V134H168ZM178 133H177V134H178ZM130 134L127 135V136H128V137H131ZM136 134H137V135H136ZM162 134H163V135H162ZM167 134H168V137H167ZM164 135H165L166 137H165ZM171 135H172L174 138H173ZM170 137H171L172 139H171ZM168 138H169L170 140H168ZM153 139H154V140H153ZM155 139H156V140H155ZM159 139H160V140H159ZM141 142H142V141H141ZM141 142H140V140H139L138 142H136V143L134 142V144H135V151H136V152H137L138 150H139V151H138L137 153L135 152L136 154L134 153L131 157H129L130 160L133 159V156H136V155H138V154H139L138 156H142V155H141V152H142L143 154H145V153L148 151V149L150 148V147H149V148L146 147V148H143V149H142L141 147H137V146H140ZM142 143H143V142H142ZM154 146H153V147H154ZM153 147H152V148H153ZM141 149H142L143 151H142ZM144 150H147V151H144ZM140 151H141V152H140ZM158 154L165 155V154L162 153V152H158ZM136 157H137V156H136ZM162 158H166V157H165V156H159V157L157 158V160L159 159L160 162H162V161L165 162ZM134 159H136V158H134ZM137 159H138V158H137ZM159 160H158V161H159ZM186 162H190V161H186V160H177V161H171V162H167V163H169V164H180V163L182 164V163H183V164H184V163H186ZM83 163H87V162H81V163H76V164H83ZM88 163H89V162H88ZM190 164H192V163H190Z\"/></svg>",
  "mask_w": 264,
  "mask_h": 264
}]
</instances>
